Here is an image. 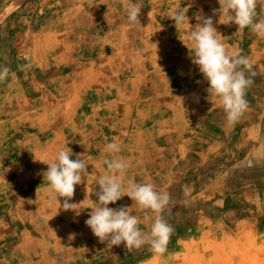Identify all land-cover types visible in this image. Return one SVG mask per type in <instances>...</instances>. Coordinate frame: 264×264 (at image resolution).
Wrapping results in <instances>:
<instances>
[{"label":"rangeland","instance_id":"obj_1","mask_svg":"<svg viewBox=\"0 0 264 264\" xmlns=\"http://www.w3.org/2000/svg\"><path fill=\"white\" fill-rule=\"evenodd\" d=\"M132 2L0 0V66L25 91L10 120L0 87V264H264V37L223 24L218 0H143L141 25L128 21ZM178 9L188 17L179 30ZM201 16L255 73L246 72L249 107L232 125L186 47ZM113 141L129 165L125 188L147 182L172 197L163 255L107 246L85 224ZM64 147L88 165L74 210L43 178L41 161ZM122 206L150 231L127 195L109 204Z\"/></svg>","mask_w":264,"mask_h":264},{"label":"clouds","instance_id":"obj_2","mask_svg":"<svg viewBox=\"0 0 264 264\" xmlns=\"http://www.w3.org/2000/svg\"><path fill=\"white\" fill-rule=\"evenodd\" d=\"M218 4L219 8L213 11L223 17V24H235L238 31L248 28L264 37V19H258L264 9H258V0H218ZM143 8V0H133L127 9L128 21L141 25L139 17ZM170 18L178 30L188 19L183 9L176 10ZM199 19L201 23L187 35L190 48L184 45L191 53L193 64L198 67L209 85L206 91L209 96L219 99L226 120L232 125L239 121L249 107L246 92L253 80L246 72L251 75L255 73L251 72L252 65L246 56L228 51L218 39L212 17L201 16ZM10 72L9 67L0 66V82L5 81ZM105 148L113 156L104 160L107 173L96 182L99 190L94 189L93 192L97 199L85 221L86 226L100 243H106L107 246L123 244L127 251L147 246L153 254L163 255L174 232L173 226L164 218L165 210L172 203L170 193L157 191L152 183L135 180H129L125 188V174L129 165L123 158L114 155L122 151L121 146L113 141L107 143ZM72 155V149L64 147L57 151L52 160L41 161L47 165L43 178L51 191V198L59 202L60 198H64V210L76 208L77 204L70 201L74 196L75 186L87 174L86 162L79 158L71 159ZM125 195L138 209L146 210L143 219L152 220L150 231H143L140 219L128 207H109V204H115ZM149 213H155L154 220Z\"/></svg>","mask_w":264,"mask_h":264},{"label":"crops","instance_id":"obj_3","mask_svg":"<svg viewBox=\"0 0 264 264\" xmlns=\"http://www.w3.org/2000/svg\"><path fill=\"white\" fill-rule=\"evenodd\" d=\"M210 9L211 7H207L205 14L209 13L208 10ZM211 12H213L212 9ZM213 23L215 24V21H213ZM1 49L2 46H0V50ZM0 87L5 90L3 94V101H5L3 114L9 117L10 120H14L15 118L19 117V113H21V111L23 110L21 106V101L24 99L25 91L22 79H20L18 76H14L9 79L7 78L5 81L0 82ZM19 161L21 162V160L17 159V162ZM22 172L23 171L21 169V173Z\"/></svg>","mask_w":264,"mask_h":264}]
</instances>
